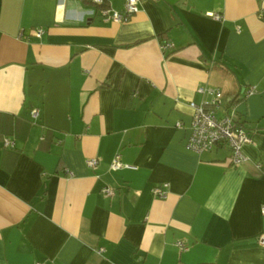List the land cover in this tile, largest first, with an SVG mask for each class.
Segmentation results:
<instances>
[{"label":"crops","instance_id":"0c3cea01","mask_svg":"<svg viewBox=\"0 0 264 264\" xmlns=\"http://www.w3.org/2000/svg\"><path fill=\"white\" fill-rule=\"evenodd\" d=\"M92 3L0 0V264H264V0ZM200 87L239 94L238 166L186 149Z\"/></svg>","mask_w":264,"mask_h":264},{"label":"built area","instance_id":"2783aa9c","mask_svg":"<svg viewBox=\"0 0 264 264\" xmlns=\"http://www.w3.org/2000/svg\"><path fill=\"white\" fill-rule=\"evenodd\" d=\"M95 5H103V0H93ZM139 0H124L123 13L105 9L102 14L107 20L116 23L128 22V20L138 12ZM215 21H221L219 14H208ZM38 31V36L41 34ZM171 45L163 43L162 50L170 48ZM198 94L206 98L205 102L189 104L192 110L190 135L186 145V149L197 155L213 151L219 146H226L230 152V165L238 166L246 157L243 153V148L251 144L252 139L250 133L237 121L235 107L232 106L228 110L223 109V93L220 89L200 87L196 91ZM255 93V90L249 89L245 92V97H249ZM38 113L32 110L31 117L35 119ZM179 126V125H178ZM2 145L4 148H13L14 143L3 139ZM98 161L91 159L87 161L89 168H94ZM111 170L122 168V164L117 156L110 166ZM107 197L113 195V191L109 188L103 190ZM153 194L159 198H163L165 193L160 188H154ZM260 212L264 217V205L261 206ZM260 246L264 247V233L258 239ZM183 250V246L178 244ZM39 264V263H36Z\"/></svg>","mask_w":264,"mask_h":264},{"label":"trees","instance_id":"16d2710c","mask_svg":"<svg viewBox=\"0 0 264 264\" xmlns=\"http://www.w3.org/2000/svg\"><path fill=\"white\" fill-rule=\"evenodd\" d=\"M91 3H92V1L91 0H89ZM93 4V3H92ZM95 5V4H94ZM95 6H97V7H99V8H101V10H104V9H106L107 8V6L105 5V4H103V5H100V6H98V5H95ZM215 69H218V68H215ZM221 71H224L225 73L224 74H227L228 72H229V70H224L223 68H222V70ZM223 93V109L224 110H228L230 107H232V106H235L236 104H238L239 103V94L237 93V95H234V96H230L229 97V95H232V94H229V93H224V92H222ZM243 95H245V92L243 93ZM237 121L240 123V120L239 119H237ZM241 124V123H240ZM242 125V124H241Z\"/></svg>","mask_w":264,"mask_h":264}]
</instances>
